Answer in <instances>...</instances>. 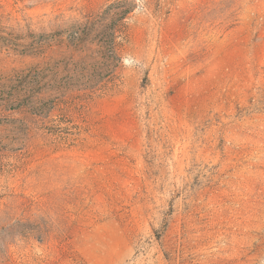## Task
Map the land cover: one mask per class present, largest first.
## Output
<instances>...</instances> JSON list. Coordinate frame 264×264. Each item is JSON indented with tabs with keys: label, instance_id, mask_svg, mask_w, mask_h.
I'll return each mask as SVG.
<instances>
[{
	"label": "rangeland",
	"instance_id": "374dc122",
	"mask_svg": "<svg viewBox=\"0 0 264 264\" xmlns=\"http://www.w3.org/2000/svg\"><path fill=\"white\" fill-rule=\"evenodd\" d=\"M0 264H264V0H0Z\"/></svg>",
	"mask_w": 264,
	"mask_h": 264
}]
</instances>
